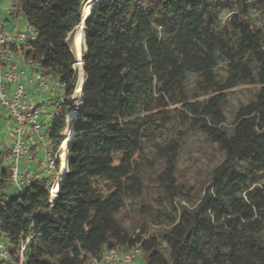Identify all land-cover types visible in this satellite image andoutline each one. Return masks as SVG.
Here are the masks:
<instances>
[{
    "label": "trees",
    "instance_id": "obj_1",
    "mask_svg": "<svg viewBox=\"0 0 264 264\" xmlns=\"http://www.w3.org/2000/svg\"><path fill=\"white\" fill-rule=\"evenodd\" d=\"M84 1L12 0L10 13L36 37L6 50L58 80L69 108L78 77L68 38ZM253 10L264 16V0L96 3L84 23L78 110L71 123L63 116L50 128L53 152L69 128L60 183L52 192L54 179L35 180L16 194L0 172L7 264H19L24 244L23 264H86L88 256L137 245L145 264H264V31L250 22ZM219 61L227 67L223 81L216 78ZM188 74L201 78L208 93L202 102L189 100ZM252 83L256 99L239 107L229 135L227 96ZM172 116L215 144L224 160L202 193L178 180L181 140L158 147L165 159L158 185L173 213L168 226L134 236L118 215L125 198L140 196L143 141Z\"/></svg>",
    "mask_w": 264,
    "mask_h": 264
},
{
    "label": "rangeland",
    "instance_id": "obj_2",
    "mask_svg": "<svg viewBox=\"0 0 264 264\" xmlns=\"http://www.w3.org/2000/svg\"><path fill=\"white\" fill-rule=\"evenodd\" d=\"M84 8V7H83ZM12 12V0H1L0 3V22L6 24L7 32H18L25 29L24 19L19 17L12 20L10 13ZM227 16L223 17V20ZM250 22L264 31V16L257 10H253L249 15ZM79 42L77 47L75 70L77 72V83L74 91L81 86L83 81L82 73V55L85 54V45L83 42L85 28L83 26L78 30ZM74 51V33L69 38ZM216 78L223 81L227 74L226 64L219 61L216 69ZM72 94V103L77 105L74 93ZM259 92V86L256 83L239 85L227 96V102L224 106L225 130L230 135L232 133L235 116L240 106H245L254 102ZM187 95L190 101L202 102L208 93L205 92L201 85V78L194 74L187 75ZM71 103V98L69 99ZM54 108V106H53ZM69 108V107H68ZM3 109L0 107V114ZM1 123V120H0ZM52 120L49 121L47 128L43 134L46 138L44 147L47 150L52 149V141L50 140V128ZM6 124H0V143H2L8 131ZM173 140H181L179 149V157L177 161V177L185 187H192L203 193L205 188L210 184L213 171L224 160V153L218 147L208 141L200 132L190 127L188 124L182 125L172 116L170 122L165 127L155 131L149 140H144L142 144V153L137 159V169L139 170L141 181V193L136 199L125 198L123 208L118 215V219L122 222L127 232L131 235H138L144 228L151 225L168 226L169 216L173 211L170 203L164 196L161 187L158 185L157 176L163 171L165 159L158 152V147L172 142ZM58 152V148L56 149ZM264 187V178L259 182ZM55 190V184L50 189ZM12 193V189H9ZM53 192V191H52ZM139 264H145L144 260H140Z\"/></svg>",
    "mask_w": 264,
    "mask_h": 264
},
{
    "label": "built area",
    "instance_id": "obj_3",
    "mask_svg": "<svg viewBox=\"0 0 264 264\" xmlns=\"http://www.w3.org/2000/svg\"><path fill=\"white\" fill-rule=\"evenodd\" d=\"M35 37L36 32L27 24H25V29L10 33L3 31V23L0 22V105L6 110L9 120L14 124L11 146L4 156V161L7 163L6 185L16 194L23 193L32 181L49 177L54 179L59 164L58 146V152L51 150L43 152V156L38 162V170L21 169L24 164L28 165L34 161L30 151L44 145L43 132L47 128V124L42 120L43 107L27 98L21 74L17 71V64L13 62L6 49L34 41ZM27 64L31 65V62L27 61ZM34 81L44 91L57 96L50 114L52 123L63 116L66 122L68 115L75 107L72 101L71 108L68 109L66 106L62 87L58 80L48 81L40 70L34 68ZM9 86L13 87L10 93L7 88ZM56 159H58V163ZM24 249L25 244L20 249L19 264L24 262ZM9 260L6 242L0 231V264H7ZM140 260L141 249L137 245L127 250H109L98 255L88 256L86 264H139Z\"/></svg>",
    "mask_w": 264,
    "mask_h": 264
},
{
    "label": "crops",
    "instance_id": "obj_4",
    "mask_svg": "<svg viewBox=\"0 0 264 264\" xmlns=\"http://www.w3.org/2000/svg\"><path fill=\"white\" fill-rule=\"evenodd\" d=\"M26 24V21L24 20V25ZM3 31H6V24L3 23ZM12 33V32H10ZM8 52V51H7ZM13 59V62L17 64V71L21 74V80L24 84V90L25 94L28 99L32 100L36 105L43 107V115L42 120L45 122V124L48 125L50 119V114L53 111V105L54 101L56 99V95L53 93H49L44 91L41 87H39L35 81H34V66L28 65L27 61H25L21 56L14 55L10 52H8ZM38 69V68H37ZM39 70V69H38ZM48 81H55L56 79H52L49 77H45ZM31 80V82H29ZM9 93L13 89L12 86L7 87ZM0 107L3 109V113L0 114V120L2 124H6L8 131L6 133V137H4L2 143H0V154H2V162L0 164V172L2 170L7 169V163L4 161V156L7 153L9 147L11 146L12 142V131L14 124L9 120L7 116L6 110L0 105ZM0 123V124H1ZM46 142V138H45ZM43 145H40L36 149H32L31 155L34 157V161L31 164H24L21 169H28L31 171H36L39 169L38 162L43 156V152L47 149H45Z\"/></svg>",
    "mask_w": 264,
    "mask_h": 264
},
{
    "label": "bare ground",
    "instance_id": "obj_5",
    "mask_svg": "<svg viewBox=\"0 0 264 264\" xmlns=\"http://www.w3.org/2000/svg\"><path fill=\"white\" fill-rule=\"evenodd\" d=\"M87 2V1H86ZM84 2V10H83V13L87 14V12L91 9L92 7V4L94 2V0H89L87 3ZM82 27V23H80L74 30V52L77 53V47H78V42H79V34H78V30ZM85 83V82H84ZM84 86V85H83ZM74 109H77L79 106L77 105H74ZM75 115H76V112L75 110H72V112H70V114L68 115L67 117V124L71 123V121L75 118ZM68 130L69 128L67 127L63 133V142L61 145H59V152H58V159H59V164H58V171L55 175V178H54V184H55V189L56 187L58 186V184L60 183V179H61V176L66 172L64 170V166H63V163H62V156H64V141H65V138L66 137H69L70 135L68 134ZM51 191V190H50ZM54 191V190H52Z\"/></svg>",
    "mask_w": 264,
    "mask_h": 264
},
{
    "label": "water",
    "instance_id": "obj_6",
    "mask_svg": "<svg viewBox=\"0 0 264 264\" xmlns=\"http://www.w3.org/2000/svg\"><path fill=\"white\" fill-rule=\"evenodd\" d=\"M86 1L88 2L89 0H85L84 2H86ZM98 1H99V0H94V2H93V4H92V7H91V9L87 12V14L83 13V10H84L83 7H85V5H86V4L84 5V2H83V4H82V9H81V11H80V18H79V22L82 23L83 28H85V27H84V23H85L86 19L90 16L93 7L96 5V3H97ZM87 2H86V3H87ZM85 38H86V32H85L84 39H83L84 45H85ZM82 65H83V60H82ZM82 71H83V70H82ZM85 83H86V77H85ZM84 85H85V84H84ZM68 150H69V148H68ZM67 155H68V151H67Z\"/></svg>",
    "mask_w": 264,
    "mask_h": 264
}]
</instances>
